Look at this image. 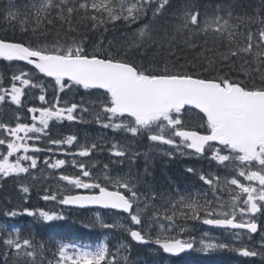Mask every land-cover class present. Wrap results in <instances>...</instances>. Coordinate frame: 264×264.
<instances>
[{"label": "snow or ice", "instance_id": "snow-or-ice-1", "mask_svg": "<svg viewBox=\"0 0 264 264\" xmlns=\"http://www.w3.org/2000/svg\"><path fill=\"white\" fill-rule=\"evenodd\" d=\"M77 0H37L33 3L34 17L39 23L42 19H48L55 12L56 17L70 23L72 14L83 10L82 19L91 20L95 29L109 22L123 20L128 24L147 16L152 11L153 17L159 15L169 0H83L76 5ZM67 12V16H65ZM8 15L12 18L11 11ZM198 13L185 11L181 17L183 23L177 24L176 29L182 31L191 30L190 25L199 27ZM251 19V18H249ZM217 16L215 20L205 21L204 31L212 28L215 32L224 33L231 27L229 21ZM52 22L51 19L48 20ZM148 25L139 29V37H150ZM27 29H25L26 31ZM229 40L234 33L228 32ZM256 48H264V29L259 31V41ZM253 51V35H247V45L229 50L221 54L224 61L230 57H238L243 54H251ZM257 67L255 71L260 73V83L252 86L246 81L232 79L230 74H217L214 77L193 75L179 70L173 71L167 64L162 68H145L142 65L130 62L127 59L114 57L110 52L89 53L83 42L73 39L70 43L56 41L49 45L13 42L0 39V60L6 62L22 61L32 66L36 73L54 80V88L57 100L48 107H29L28 112L33 113L32 123L19 122L14 127L0 122V129L6 137H0V146H6V154L0 151V178H7L21 173H29V169L37 167V158L29 155V152H39L40 148L35 144H29V140H38L40 136H32L30 133L47 134L50 121H73L78 109L76 103L70 106H61L58 93L72 91L73 88L84 90H102L97 97L100 111L96 115L97 123L104 128L122 130L130 133L132 137L146 135L152 144L159 143L189 155L205 156L211 151V160L218 163L231 162L238 169V174L247 181H257L258 187L251 184H243L238 179L232 178L226 181L227 185H234L239 193L232 195L230 202L224 201L217 195V190H223L219 176L201 174L200 179L213 190L214 200L205 198L201 203L197 198L181 197L178 201H172L169 208L163 212L156 210L148 217L147 228L158 226L155 238L144 227L138 229L127 228L132 240L148 244L154 243L164 253L177 255L187 249H192L194 243L186 241L172 233L176 231V220L201 219L203 223L225 229H246L248 233H257L258 224L250 218L264 209V51L256 52ZM248 61H245L247 64ZM247 74V72H246ZM10 88L0 87V103L10 100L16 106L22 105V97L26 95V88H40L42 94L39 100L47 103L43 94L44 86L34 82L32 71H20L13 74ZM39 80V77H36ZM18 82V84H17ZM88 111V109H84ZM39 113V115H35ZM202 114V115H200ZM105 117L102 120L101 117ZM196 119L194 125L189 122ZM39 125V126H38ZM203 129V133L200 131ZM23 133V135H20ZM178 138V139H177ZM76 136H67L64 140H50L52 144L72 145ZM97 145L91 147L82 146L77 155L87 157ZM51 151V149H49ZM23 152L24 154L18 155ZM128 152L127 146L112 145V154L124 157ZM171 156V151L166 153ZM15 157L14 160L10 159ZM30 161L27 166L24 162ZM50 168H59L66 163L63 159H57L55 163L45 160ZM73 164L80 169V175H61L60 179L67 181L75 189L87 190L86 194L64 195L59 203L64 205H76L79 207L99 206L104 209L126 213L133 225L144 224L143 217L149 207L155 208L144 202L141 207L142 194L134 180L128 175L112 176L105 173L103 177L93 176V173L84 163L73 160ZM107 167V166H105ZM189 172L194 169L189 168ZM87 179H83V178ZM111 185V189L109 187ZM24 193L29 192L27 186H22ZM231 191V189H229ZM241 194H246L242 198ZM45 200H55V194L43 197ZM152 199H156L153 193ZM29 215L34 212L24 209ZM12 211L6 213L16 216ZM39 216L44 222L63 219L54 212L39 211ZM96 223L104 228H115V224H107L98 215ZM124 228V225H120ZM180 231H184L183 227ZM3 243L14 248L18 255L32 258L35 264L36 250L29 239L20 240L19 235L13 239L11 236L3 240ZM202 249L208 251L215 248H224V244L201 241ZM32 249V250H29ZM70 250V251H69ZM244 257L260 255L264 252L250 250L247 247L236 249ZM119 251L112 254L106 243H98L94 248L76 244L62 243L59 248L57 264H119L117 256ZM126 261V258H124Z\"/></svg>", "mask_w": 264, "mask_h": 264}, {"label": "trees", "instance_id": "trees-1", "mask_svg": "<svg viewBox=\"0 0 264 264\" xmlns=\"http://www.w3.org/2000/svg\"><path fill=\"white\" fill-rule=\"evenodd\" d=\"M36 2L37 0H0V39L31 43L33 46L37 44L51 45L56 41L70 43L75 39L77 42L82 41L89 53L110 52L116 58L127 59L149 69L162 68L167 64L173 71L179 70L209 78L217 74H230L232 79L246 81L249 86H252L253 83L256 85L260 83V73L255 71L257 67L255 54L258 51H264V48L258 49L255 45L259 41V31L264 29V0H169V3L156 17H153L150 10L146 17L135 23L128 24L120 20L114 23L109 22L95 29L92 27L91 20L82 19L83 10L74 12L70 23L56 17L55 12L48 19H42L37 23L32 8L33 3ZM80 2L83 0H77L76 5L70 4V6L78 7ZM9 11L14 14L15 18L8 15ZM185 11L199 14V27L190 25L191 30L178 31L176 29L177 24L183 23L181 17ZM65 16H67V12H65ZM217 16L222 17L221 23L226 19L230 25L235 27L229 28L224 33H219L213 30L215 27L213 24L212 28L204 31L205 21L215 20ZM49 19L52 20L51 23L48 22ZM145 25L149 26L151 38L141 39L139 29L144 28ZM25 29L27 30L25 31ZM228 32L234 33L231 40H229ZM249 32L253 35L252 53H242L238 57H230L228 61H224L221 54L247 45ZM261 59L264 60V57ZM245 61L248 63L245 64ZM22 70L32 71L34 82L41 83L42 80H47L30 66L19 62L0 60V87H7L6 84L4 85L6 79H11L13 74ZM260 70L264 72V66ZM37 76L39 80H36ZM82 91L85 93L68 91L66 94L63 92V97L60 99L61 105L65 102L76 103L78 107L82 106L84 112L81 116L84 120L82 124L64 121L56 126L55 130H52V135L59 139L67 135H74L80 143L90 145L93 141L102 139L103 134V137H107V132L98 127L99 124L94 118V115H97L100 110L97 100L100 92L84 89ZM25 93L34 104L37 100L35 92L26 88ZM84 109H88V111H84ZM15 112L11 111L9 106H0V118H4L6 122H10L12 117L13 120H17ZM101 119L103 118L101 117ZM193 121L196 122V119L190 121L189 124L194 125ZM143 136L141 135L139 142L144 141ZM145 151L144 148L142 150L135 149V152L142 155L140 159H147L143 164L137 161V166H134V162L131 160L134 158L128 156L119 158L106 153H93L94 155L89 158L88 162L89 165H92V169L96 168L101 172L100 177H103L105 173L110 175L112 173L118 175L128 173V176L138 180L137 188L146 198L142 201L156 206L151 210L169 208L172 196L173 201L185 197L197 198L201 203L205 198L208 200L211 198L208 186L200 179L201 174L197 168L193 172H189L188 169L191 167L184 166L181 161L178 162V158L177 162H170L167 157H161L163 162L158 163L156 152L145 153ZM132 154H134V149ZM99 168L100 170H98ZM166 182L167 188L163 189ZM174 187L177 192L172 190ZM53 189L51 182H41L37 179L31 184L28 196L21 197L16 188L12 186H5L3 190H0V220L10 219L7 218L6 213L19 210L20 214L12 221L21 228V242L23 239L33 242L37 253L35 264H54L59 258L57 253L60 244L66 242L84 246L106 243L112 254L119 251L117 256L119 264H150L153 256H157L156 261L159 264L161 258L164 259L159 251L153 255L150 254L147 247L133 244L128 237L126 228H121L120 225L115 224V228H104L97 223L93 225L88 222L86 219L87 215L92 212L91 210L65 208L41 197L42 194L47 195L48 191H53ZM153 193L156 194L155 200L152 199ZM24 209L34 212L35 215H27ZM40 210L57 213L63 219L44 222L38 218ZM97 212L101 214V218L107 224H110L111 221L116 222L114 218L120 217L112 212L99 210ZM152 213L150 211V215ZM176 225L177 228L172 233L173 236L187 240L193 237V232L189 230L193 227L190 219L180 217L176 220ZM181 227L184 231H180ZM208 259L209 261L198 262L194 258H189L194 264H264V261L248 262L225 258L222 250L212 251L211 254L209 253ZM0 264H32V258L18 255L13 250L4 251L3 245L0 244Z\"/></svg>", "mask_w": 264, "mask_h": 264}, {"label": "flooded vegetation", "instance_id": "flooded-vegetation-1", "mask_svg": "<svg viewBox=\"0 0 264 264\" xmlns=\"http://www.w3.org/2000/svg\"><path fill=\"white\" fill-rule=\"evenodd\" d=\"M22 105L21 106H16L14 104H12L10 102V100H6L3 103H0V106H9L11 108V111H16L14 114L19 115L20 120L19 122L22 123H28L31 124L32 123V113L28 112V108L29 107H35V105L33 104V102H31L28 99V96H23L22 98ZM78 111H83L82 106L78 107ZM23 113V114H20ZM36 115V113H35ZM105 117H103L104 119ZM67 121L62 120V122ZM0 122L5 123V124H11V122H6L4 120V118H0ZM61 122V123H62ZM194 123H196L195 121H193ZM60 123V124H61ZM200 131L203 133V129H200ZM3 132V130H2ZM4 133V132H3ZM1 134V131H0ZM20 135H23V133H21ZM47 135L53 139V140H63L64 138L59 139L58 137H54L52 135V131H48ZM123 134H121L120 137H122ZM33 136V134H32ZM110 137H113V141L116 142L117 138L116 134L111 132V131H107V137H102V139H100V142H106L110 139ZM47 140L48 138H46V146L43 143V141H37V143H39L38 145H36L38 148L41 149V151L39 152H29V155H34L36 158H39L38 163H39V167L37 166L35 169H29V173H21L19 175H13V176H9L7 178H0V190H3L5 188V186L7 187H15L18 194L21 197L24 196H28L30 194V187L31 184H33L38 177L40 178L41 182L44 181H51L50 179L53 177V174L59 175L61 173V175L63 174H72L75 171L78 170V172L76 173L77 175H79L80 173V169L78 167L73 166L72 162H73V158H69V156L67 155V153L65 154L64 151L67 149L64 145H61V155L60 153H56L55 156H59V159H63L66 162L70 163V165L66 168H62L60 170H51L50 167H48V164L45 163V160L42 159L44 157V155L46 154H42L44 151L42 149H46L47 146ZM143 140L142 142H137V146H136V150H138V148L140 150H142L143 148L146 150V152H150V143H148L147 141L145 142V140H147V136L144 135L143 136ZM29 144H33L31 140L28 141ZM157 145L161 146V144L156 143ZM134 146V145H133ZM0 151H3L4 154H6V146H0ZM68 151V150H67ZM190 150H187V152ZM53 153H49L48 155H52ZM18 155H21V153H19ZM145 155V154H144ZM189 155V154H188ZM211 156V151H208L207 155L205 156H199V155H190L189 157H182L179 159L178 162H183L182 164L186 167H191L192 169L197 168L200 174H205L208 176H219L220 181L221 179H224L225 181L230 180L232 178H236L238 179L241 183L243 184H251V186L253 187H258V182L257 181H247L244 177L239 176L238 174V169H236L233 164L231 162H224L223 164L218 163L215 160H211L209 157ZM12 159V158H11ZM15 159V158H14ZM42 159V160H41ZM71 159V161L69 160ZM44 160V163H43ZM54 158L52 160H48L51 163L54 162ZM57 160V159H56ZM81 160H79L80 162ZM82 162V161H81ZM25 165L27 166L28 164H30V161L28 162H24ZM138 165V163L136 162V166ZM70 168V169H69ZM41 172V173H40ZM41 174V175H40ZM112 176H118L117 173H112ZM119 175H128V173H120ZM39 180V179H38ZM52 182V181H51ZM205 184V183H204ZM167 182L166 184L163 186L164 188H167ZM206 186H208L209 188V192L213 193V190L209 187V185L205 184ZM22 186H27L29 188V192L24 193L22 191ZM170 186H173V184H171ZM222 186V185H221ZM111 189V186H109ZM229 187H231L232 191H229ZM54 188V186H53ZM174 192H177L174 189H172ZM83 192L82 190H74V192H71L72 194L74 193H81ZM69 193V194H71ZM239 193V189H237L234 185H225L223 186V190H217V195H219L220 197H225L227 198V200H231L232 195H235ZM242 198H246V194H241ZM143 196V195H142ZM224 201V198H222ZM161 212H163L164 210H159ZM16 212L18 214H20L19 210L16 209ZM250 218L255 219L256 223L258 224V231L257 233L251 234L248 233L246 230H232V229H215V228H210L207 227L206 225H204L203 223V217L199 220L197 219H190V221L192 222L193 227H196L197 229H207L209 231L214 232L215 235H217V239L222 238V243L225 242L224 245H226L224 248H217L215 250H222V254L225 258L229 257V259L232 260H242V261H248V262H260V261H264V257L257 255L254 257H244L242 255L239 254V252L236 250L240 247H247L250 250H256L258 252H264V244H261V241L264 243V209L261 210V212L256 213L254 216H251L250 214ZM19 226V225H18ZM20 228V226H19ZM177 228V227H176ZM21 229V228H20ZM200 232V231H199ZM197 237L196 232L193 233V238L192 240H194ZM194 243V241H192ZM258 242V243H257ZM221 243V242H220ZM195 243H194V250L193 253L191 255H186V256H181L179 258H166V259H162L161 258V262L159 264H180V262H183L184 264H194L192 263V260H189V258H194L196 261L198 262H203V260H207L208 259V255L209 253L211 254V252L213 251V249H210L208 251H204L203 253H198L195 250ZM150 248H154L152 245L148 246V249ZM262 259V260H261ZM199 264V263H197Z\"/></svg>", "mask_w": 264, "mask_h": 264}, {"label": "rangeland", "instance_id": "rangeland-1", "mask_svg": "<svg viewBox=\"0 0 264 264\" xmlns=\"http://www.w3.org/2000/svg\"><path fill=\"white\" fill-rule=\"evenodd\" d=\"M16 74H19V72H17ZM11 83H12V80L11 79H6V83H4V85L6 84L7 85V87H4V88H10V86H11ZM17 84H18V82H17ZM41 84H43V86H44V92H43V94L46 96V101H47V103H42L40 100H39V96L42 94V92H41V89L40 88H31V87H29V88H27V89H29L31 92H35V94L34 95H37V100L34 102V105H35V107H48L50 104H54L55 102H56V100H57V95L55 94L54 95V97H53V94L56 92V89L54 88V80H42L41 81ZM79 89H81V90H79ZM76 91H78V93L79 92H81V93H85V92H83L82 91V88H73L72 89V93H75ZM64 93H68V91L67 90H65L64 91ZM58 95H59V98L61 99L62 97H63V92H60V93H58ZM61 101V100H60ZM62 102V101H61ZM61 104V103H60ZM72 103H65V102H63L62 103V105L61 106H64V105H67V106H70ZM100 111V110H99ZM84 112L83 111H78V109L76 110V112L74 113V115H76L77 116V119L76 120H73V121H70V122H73V123H75V124H82V122L84 121L82 118H81V116H82V114H83ZM33 114V113H32ZM36 115L38 116L39 115V113H36ZM94 118L96 119V115H94ZM102 118H103V116H102ZM14 118L12 117V120L10 121L11 122V124H9V126H11V127H14L15 126V124L17 123V120H13ZM102 120H105V118L104 119H102ZM68 121V120H67ZM62 121H50V127H49V129H47L46 130V133L50 130V131H52V130H55L56 129V126H58L60 123H61ZM105 122H106V120H105ZM99 124V128H102V129H104L106 132L107 131H111V132H113V133H115L116 134V137L117 138H119L120 136H121V134H123L122 135V137H120L119 139H117V141L116 142H114L113 141V137H110V139L108 140V141H106L105 143L104 142H100L101 140L100 139H98V140H96V141H93L92 142V144L93 143H95L96 145H97V147L95 148V149H93V151H91V154L89 155V156H87V157H81V156H79V155H77V153H78V151L81 149V147L82 146H87V147H91V145L92 144H90V145H84V144H82V143H80V141H77V140H75L74 142H73V144L72 145H68V144H60V145H57V144H52V143H50V140H53L51 137H50V135L48 136L47 134L45 135V134H39V133H35V134H33V136H40V139H38V140H34V141H32V143H34L35 144V146L36 145H38L39 143H37V141L39 142V141H43V143L45 144V146H46V138H48V140H47V146H48V148L46 147V149L44 150V149H42L44 152L42 153V154H46V155H44V157L42 158V159H44V160H52L53 158L55 159L54 160V162L53 163H55V161H56V159H59L58 157L59 156H55V154L56 153H60L61 152V145H64L67 149L64 151V153L66 154L67 153V155L69 156V158H73L76 162H77V164L78 163H84L85 165H86V167L93 173V176H99L100 177V175H101V173L99 172V171H97L96 170V168H95V170L94 169H92L91 168V166L92 165H89V162H88V160H89V158H91L92 157V155H94V154H102V153H106V154H110V155H113L112 154V145L113 144H118V145H120V146H127L128 147V152H127V154H126V156H128V157H130V158H134V159H131L132 161H134V166H136V162L137 161H139V163L140 164H143L144 162H146L147 161V159H140V157L142 156L141 154H138L137 152H134V154H133V156L131 155V154H128V153H130V152H132L133 151V149H134V151H135V149H136V146H137V142H138V140L141 138V136H137V137H132L131 136V134L130 133H126V132H124V131H122V130H113V129H111V128H104V127H102V124H100V123H98ZM39 126V125H38ZM0 131H1V134H0V137H5V138H7L6 137V134L5 133H3L2 132V129H0ZM29 135H32V133H30ZM68 136H70V135H68ZM102 137H103V135H102ZM64 139H66V137L64 138ZM63 139V140H64ZM147 142L149 143V141L147 140ZM101 143H103V144H101ZM134 145V146H133ZM37 147V146H36ZM101 147V148H100ZM99 148V149H98ZM49 149H51V151H49ZM69 149V150H68ZM68 150V151H67ZM99 150V151H98ZM105 150V151H104ZM150 151H159V152H161V153H158V154H155V156H157L156 158H157V162L159 163V162H163V159H161V157L162 158H165V157H167L169 160H170V162H177V158L178 159H180V158H182V157H189L190 155H188L187 154V150H185V154H181L179 151H176L175 149H173V148H171L170 146H168V145H161V146H159V145H157V144H152V143H150ZM169 151H171L173 154L171 155V156H169V155H167L166 153L167 152H169ZM49 153H53L52 155H48ZM94 153V154H93ZM22 154H24L23 152H21V155ZM144 155V154H143ZM126 156H124V157H126ZM145 156V155H144ZM154 156V157H155ZM14 158L15 157H12V160H14ZM119 158H123V157H119ZM11 159V158H10ZM41 159V160H42ZM38 160H39V158H37V166L39 167V163H38ZM44 160H43V163H44ZM70 161H71V159H69ZM79 160H81L80 162H79ZM216 161V160H215ZM50 162V161H49ZM72 164H73V162H72ZM67 165L69 166L70 165V163H68V162H66L64 165H62V166H60L59 168H50L52 171L53 170H60V169H62V168H66L67 167ZM73 166H75L74 164H73ZM76 167V166H75ZM70 169V168H69ZM78 172V170L77 171H75L74 173H70V174H63V175H69V176H75V175H77L76 173ZM41 173V172H40ZM81 173H79V175H80ZM145 175V174H144ZM60 176H61V173L59 174V175H56V174H53V177L50 179L51 181H52V184H53V186H54V189H53V191H48V193H47V195L48 194H55L56 195V199L55 200H51V199H49V200H47V201H49V202H56L58 205H60L61 203H59V201L60 200H62V198H63V196L64 195H66V194H69V193H71V192H74V190H76L75 188H74V186H71V185H69L68 183H67V181H63V180H61L60 179ZM83 178V177H82ZM38 179L40 180V178L38 177ZM83 179H87V178H83ZM51 181H48V182H51ZM220 184L222 185V187L223 186H225V185H227L226 184V181L224 180V179H221V181H220ZM109 186H111V185H109ZM230 189H231V187H229ZM78 190H82L83 192H87V190H84V189H78ZM231 191H232V189H231ZM230 191V192H231ZM45 195L44 194H42L41 195V197L43 198ZM51 196V195H50ZM143 197V196H142ZM173 197V196H172ZM170 198V200L171 201H173V198ZM222 198H224L225 200H227V198H225V197H223L222 196ZM44 199V198H43ZM45 200V199H44ZM228 202H230V200L228 199L227 200ZM144 202L145 201H142L141 202V207H143L144 206ZM148 203V202H147ZM160 206V205H159ZM150 208V209H149ZM148 208V210H147V212H146V214L144 215V217H143V220H144V224L142 225V226H140V225H133L132 223H131V220H130V217L129 216H120V217H115L114 219L116 220V222L115 221H111V223H114V224H116L117 226H119V225H121V224H123L124 225V228H135L136 227V229H138V228H140V227H144L145 228V231L146 232H148V231H150V233H151V236H152V238H155V235H156V231L158 230V226H153L152 228L153 229H148L147 228V225H148V217H150L151 215H150V212L149 211H152V212H154V211H156V210H151V208H153V207H149ZM157 210H160L159 208H157ZM57 214V213H56ZM149 214V215H148ZM19 214H17L16 216H9V215H7V218H10V219H3V220H0V244H2L3 245V249H4V251L5 250H10V251H14V252H16V254H17V251L14 249V248H10L9 246H7V245H5L4 243H3V240L4 239H6V238H8L9 236H11L13 239H15L16 237H17V234L19 235V237H20V228H19V226H18V224H16V223H14V221H12V219H16L17 218V216H18ZM57 215H59V214H57ZM100 216V217H102L101 216V214L99 213V212H97V211H92V212H90L89 213V215H87V221L88 222H91L93 225H95L96 224V217L97 216ZM147 217V218H146ZM39 219H42L40 216L38 217ZM43 220V219H42ZM59 220V219H58ZM110 223V224H111ZM153 230V231H152ZM191 231L194 233V232H196L197 231V228L196 227H192V229H191ZM128 233V232H127ZM218 237H217V235H215L214 234V232H212V231H209V230H207V229H200V232L198 233V235H197V237L193 240L194 241V243H195V250L198 252V253H203L204 252V250H201L202 249V244H201V241H205V242H212V243H216V244H225V242L224 243H222V238H220V239H217ZM20 240H21V238H20ZM221 242V243H220ZM258 243V242H257ZM261 244H264L262 241H261ZM76 245H78V244H76ZM97 245V244H96ZM96 245H94V246H90V247H95ZM81 246H84V245H81ZM215 249H217V248H215ZM215 249H213V250H215ZM70 251V250H69ZM148 251L150 252V254H153V255H155L154 253L156 252V250L154 249V248H150V249H148ZM57 256L59 257V251H58V253H57ZM156 257L157 256H153L152 257V259H151V263L150 264H158V262L156 261ZM59 259V258H58ZM54 264H57V261L54 263Z\"/></svg>", "mask_w": 264, "mask_h": 264}, {"label": "water", "instance_id": "water-1", "mask_svg": "<svg viewBox=\"0 0 264 264\" xmlns=\"http://www.w3.org/2000/svg\"><path fill=\"white\" fill-rule=\"evenodd\" d=\"M17 62H20V63H23L25 65H27L25 62H22V61H17ZM27 66H30V65H27ZM32 67V66H30ZM47 78V77H46ZM49 79H52V78H49ZM102 91V90H100ZM78 194H81V193H78ZM72 195H75V194H72ZM63 207L65 208H74V209H78V210H96V209H99V210H103V211H112V212H116L115 210H110V209H104V208H101L99 206H85V207H79V206H76V205H64L62 204ZM116 213H119V212H116ZM120 214H123V215H127L126 213H120ZM206 225V224H204ZM206 226H209V227H214V228H222V227H217V226H213V225H206ZM232 230H236V229H232ZM242 230H246V229H242ZM247 231V230H246ZM251 234H254V233H251ZM129 238L130 240L134 243V244H137V245H147V244H141V243H138L134 240H132L131 236L129 235ZM149 244V243H148ZM154 247L158 248L159 250H161V252L165 255V256H168V257H172V258H178L188 252H190L192 249H187L185 250L184 252L182 253H179L177 255H172V254H168V253H164L162 249H160L157 245L154 244Z\"/></svg>", "mask_w": 264, "mask_h": 264}, {"label": "bare ground", "instance_id": "bare-ground-1", "mask_svg": "<svg viewBox=\"0 0 264 264\" xmlns=\"http://www.w3.org/2000/svg\"><path fill=\"white\" fill-rule=\"evenodd\" d=\"M86 133H88V132H86ZM95 135V134H94ZM104 135V134H103ZM106 136V135H105ZM94 137V136H93ZM93 140V139H92ZM105 143V142H104ZM101 144H103V143H101ZM101 148V147H100ZM99 149V148H98ZM93 151V150H92ZM99 151V150H98ZM105 151V150H104ZM99 160V159H98ZM101 160V159H100ZM103 161V160H102ZM109 163V162H108ZM102 165V164H101ZM105 169V168H104ZM98 170H100V168L98 169ZM143 171V170H142ZM141 171V172H142ZM93 172V171H92ZM166 172V171H165ZM101 173V172H100ZM148 174V173H147ZM41 175V174H40ZM168 177V176H167ZM134 178H136V177H134ZM169 178V177H168ZM143 182V181H142ZM170 183V182H169ZM144 184H145V182H144ZM147 185V184H146ZM171 185V184H170ZM37 187V186H36ZM176 188V187H175ZM166 189V188H165ZM146 190V189H145ZM148 191V190H147ZM167 191H168V189H167ZM177 191V190H176ZM184 191V190H183ZM142 193V192H141ZM144 193V192H143ZM149 193H150V191H149ZM170 193V192H169ZM184 193V192H183ZM158 194V193H157ZM168 194V193H167ZM167 194H165V195H167ZM147 195V194H146ZM169 195V194H168ZM145 196V195H144ZM153 196V195H152ZM172 196V195H171ZM193 197V196H192ZM159 198V197H158ZM204 199V198H203ZM154 210V209H153ZM8 211V210H7ZM150 212V211H149ZM149 215V214H148ZM1 217V216H0ZM191 226V225H190ZM63 239V238H62ZM66 243H68V242H66ZM61 245V244H60ZM59 245V246H60ZM5 257V256H4ZM17 257V256H16ZM262 260V259H261ZM47 262V261H46ZM180 264H184L183 262H180Z\"/></svg>", "mask_w": 264, "mask_h": 264}]
</instances>
